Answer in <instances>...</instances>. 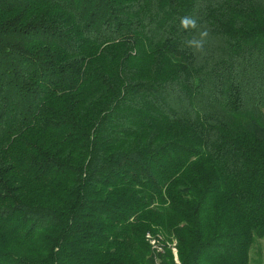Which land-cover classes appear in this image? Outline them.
Instances as JSON below:
<instances>
[{
	"label": "trees",
	"instance_id": "16d2710c",
	"mask_svg": "<svg viewBox=\"0 0 264 264\" xmlns=\"http://www.w3.org/2000/svg\"><path fill=\"white\" fill-rule=\"evenodd\" d=\"M263 110L264 0H0V264H249Z\"/></svg>",
	"mask_w": 264,
	"mask_h": 264
},
{
	"label": "clouds",
	"instance_id": "9594fccd",
	"mask_svg": "<svg viewBox=\"0 0 264 264\" xmlns=\"http://www.w3.org/2000/svg\"><path fill=\"white\" fill-rule=\"evenodd\" d=\"M181 28L194 33L185 41L186 47L192 49L194 53L203 54L205 44L210 36V30L206 24L200 22L198 17L185 16L180 18Z\"/></svg>",
	"mask_w": 264,
	"mask_h": 264
},
{
	"label": "rangeland",
	"instance_id": "374dc122",
	"mask_svg": "<svg viewBox=\"0 0 264 264\" xmlns=\"http://www.w3.org/2000/svg\"><path fill=\"white\" fill-rule=\"evenodd\" d=\"M249 264H264V235L257 238L250 249Z\"/></svg>",
	"mask_w": 264,
	"mask_h": 264
},
{
	"label": "built area",
	"instance_id": "2783aa9c",
	"mask_svg": "<svg viewBox=\"0 0 264 264\" xmlns=\"http://www.w3.org/2000/svg\"><path fill=\"white\" fill-rule=\"evenodd\" d=\"M146 237L148 240H150V244L153 246V248L160 250V248H158V247L156 248L155 240H153L149 234ZM172 251H173L174 255H176V250L172 249Z\"/></svg>",
	"mask_w": 264,
	"mask_h": 264
}]
</instances>
